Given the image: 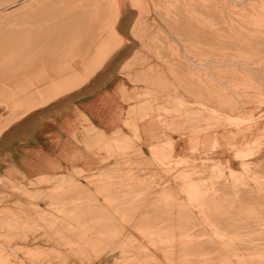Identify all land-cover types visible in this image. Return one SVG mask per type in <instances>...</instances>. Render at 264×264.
<instances>
[{"label":"rangeland","instance_id":"obj_1","mask_svg":"<svg viewBox=\"0 0 264 264\" xmlns=\"http://www.w3.org/2000/svg\"><path fill=\"white\" fill-rule=\"evenodd\" d=\"M7 1L8 0H5V1L0 0V5H2V4L4 5V4L8 3ZM225 1L227 2V4L222 3L224 1L221 0V6H222L221 11H223L225 8V10L222 12V14L224 13L223 16H225V18H224L225 21H226V18L228 16L227 19H229V20H227L226 22H229L232 20H234V22H235V21H237V18H239V16L241 17L238 19L240 21L244 22L245 17H247L246 19L250 18V20L253 22V20L257 17V16L252 17L254 15H250L251 13L249 14V12L252 11L253 7L251 8V6H249V7L243 6L242 8H236V10L238 9V11L236 12V10L232 9V6H229L230 4H228V1L227 0H225ZM33 3H34V1H33ZM30 4H32V3H30ZM227 8H229V9H227ZM244 8L246 11L244 10ZM229 10L234 11V12H231V11L229 12ZM18 11H20V10H18ZM18 11L14 15H12L13 17L12 16L11 17L12 18L18 17L19 14L21 16H23V13L26 10L23 9L20 12H18ZM238 14H239V16H238ZM241 14H244V15L246 14L247 16H244ZM242 16L244 17V19L242 18ZM4 21L6 22V20H4ZM4 21L0 20V22H4ZM245 25L246 24H244V26ZM139 26L137 27V29L139 30V31L137 30L138 34L135 33L136 34L135 37L137 38V36H138L139 37L138 40H142L141 42L144 44H142V45L138 44L139 45L138 47H136V46L134 47V48H136L135 50H134V48H132L131 50H133V51L130 50L131 52L129 53V55L127 56L126 59H125V57L123 59H120L119 66L114 69V73H112L110 70L104 71V73H106L105 74V80H106L107 84L110 83L111 81L113 82L114 79H115V82H113V83H116V81H120L122 79L121 80L122 83H124L129 88L128 91L131 90L130 92H126V91H122V93L119 92L118 94H116L118 99H117V97L113 98L114 105L118 101H120L121 104L123 105V108H124L123 109L124 110L123 111V113H124L123 114V120L125 119L124 121L126 123L123 122V120H122L121 125L124 126V128H127V129H124L123 132L126 133L128 138L126 137V135H124V133L122 131H119V133L118 132L115 133L117 138L115 136L111 135V133H109V132L106 134L102 133V132L100 133L101 129H99L98 127L93 125L92 122L87 118V116L82 114L80 116L78 124L76 125V127L74 126L73 131L76 130V134L80 135L83 139L80 143L73 142V143H71V145H73L77 148L82 147V146H83V148H87V151H89L91 153V155L95 158L94 163H91V162L87 163V164H85V167L83 165H82L83 167H73L75 169L73 170V168H72L71 171L70 170L65 171L66 169H63L60 172L61 174H59V175L57 174V175H53V176H51V175L48 176L46 173H42V174L39 173V174H36L35 176L29 177L28 175H26L25 173L20 172V171H14L13 176L9 175V174H6V175L0 174V208L1 209H2V207H23V208L25 207L24 209H25V211H27L30 208V206L31 207H38V206L39 207H47L48 206L47 207L48 210H46V211L49 212L48 215L50 218H52V219L58 218V220H59V218L62 220L65 218L64 219L65 222L69 221L67 223H72V222L75 223L76 219L71 218V217L74 218V216L76 218L75 207H80V206L83 207L84 206V207L88 208V207L92 206L91 208H93V209L90 208V210L93 211L94 209L96 210V208H99V205H100V210L99 211L94 210V212L97 213L98 215H100V213L101 214L105 213L104 214L105 218L107 215H111L110 212H112V214L115 213L116 214L115 216L117 218V219H115V224L119 225V222L121 221L120 223H122L123 228L125 227L124 230H126V231L123 232V228L121 225L122 229L121 228L118 229L120 232H118V230H117L115 238H114V236H111V234L106 233L105 234L106 236H103L104 235L103 234L102 235L103 236V238H102L103 242L98 243L97 246L98 245L99 246L98 247L96 246V249L93 252H89V253H85V254H81V253H77L74 255L71 254L73 256H70L69 253H62L64 255L63 256L61 253H55V252H48L47 253L45 251V248L46 249L49 248V249H47L49 251H52L51 249H55L56 247L58 249L67 248V245L70 244L67 242L68 241L70 242L71 239H69V240H68V238L65 239V237H63V235L61 237V234H57L56 229L51 227V224H50L51 222L50 223L48 222V221H50V218L47 221H45L44 223L41 222V224L39 226H37L38 221L36 219H33L34 218L33 216H31L30 218H32V217L33 218L30 219L29 216L26 215V216H24L25 220H24V217H22V219H21V217L16 218V219L19 220V223H21V224H28V225L30 224V228H29V226L26 228L21 227V228L14 230V231L8 232L7 235L12 238V241L17 242V241L21 240V237H24L25 234H26V236L32 237L34 235H37V236H39V235L41 236L43 234L46 235V233H47V235L43 237L44 239L42 238V236L39 239L40 242H42L41 243L42 247H39L41 251L40 252L32 251L29 254H26L25 252L23 253V251L22 252H20V251L14 252L13 251L12 253H10V256L0 254V257H3V258H5V257L7 258V256H8V260L7 259H6L7 261L4 260L3 264H26V263L27 264H63V263L64 264H111V263L115 264L117 262L121 263V261H120L121 260L120 258L122 257L121 255H125L126 253L130 254L131 251L134 254L131 253L130 254L131 256L129 255V257H133V256L137 255L138 253L135 252V250L139 252V254L137 255L138 257H140V255H141V257L144 256L142 254H144L143 252H145L146 250L152 254V255H150L152 258H153V254H156V257H154V259L156 258L155 260L163 262L162 264H178L179 262H177V261H180L181 262L180 264H185L188 259L189 260L187 261V263L196 264L197 259H199L196 256L200 257L197 264H199V263L202 264L204 260H205L204 261L205 264H207V263L208 264H225V262H226V264H239V263L240 264H251V263L252 264H264L263 263L264 262V242H263L264 241V32H260L261 29L259 30V28H261L260 26H262V22H260V25H259V22L257 21V24L250 26L253 29H255V30H252L253 34L255 33V35H256V36L253 35L254 39L256 40V42L260 41V42L256 43L258 45L256 49L252 48V47H248L245 44H239L238 46H237V44H234V43H231V45L226 44V43H224V41L221 40V42H223L222 43V46H223L222 50L224 49L223 50L224 53L221 52V50H219V49L218 50L221 52L220 53V59H221L222 66H224L226 64V67H221V68H223L222 70H224V68H225V70L228 72L226 74L225 70H224V72L220 71V74H218V75L220 76L223 74L220 77L218 75H213L214 79H212L213 78V76H212L211 77L212 80H216L218 77L217 81H214L215 83L210 82L208 79L205 80V78L203 77L204 83L201 85L202 87L206 86V89H209V90H207L209 93L213 92L211 97L215 96L217 93L215 98H213V102L206 100L205 98L203 99V97L197 98V96L194 97L193 95L191 97V94H189L190 96H188V95L186 96L183 83L178 85V82H176L175 84L173 82H170L173 84L172 85L170 84L171 86L169 85L166 88V86H162L163 85L162 82L164 80L161 82L162 85L161 86L159 85V87H158V85L152 84V82H150V81L147 82V80H146V82H145V80L142 79V77L144 78V76L139 75L140 77L138 76L139 78L136 79V75L140 74V73L136 74V70L137 71L139 70V72L141 70L145 71L143 69L144 68L146 69L147 65L155 63V62H153V60L155 61L158 58L156 55H154V54H156L155 53L156 47H155V43L153 44L152 39H150V37H149L150 36L149 29L146 27V25H142L141 29H139L140 28ZM257 31H258V33H257ZM260 34L262 37H260ZM252 40H253V38H252ZM255 40H254V42H255ZM231 46H233V47H231ZM243 46H246V48L248 47L247 48L248 50L247 49L245 50V47H243ZM163 48H164V46H163ZM161 49H162V47L160 48L159 51L157 50V52H159L160 55L165 53L164 49H166V47L162 50L163 53H160ZM143 51H145V52H143ZM30 53L33 54V52H30ZM221 54H224L222 56H225V57H221ZM233 54H235V56ZM242 54H244V55H242ZM248 54L252 55V57L250 55L252 62L248 61V59H250L248 57L249 56ZM242 56L245 58L243 59ZM222 58H224L223 59L224 61L222 60ZM225 58H227L226 61L231 60L230 61L231 64H230V62H226ZM234 58H236V59H234ZM244 60L247 61V65H245ZM236 62H238V63H236ZM239 63L243 64L242 67L240 66ZM126 64H128V65H126ZM229 64H230V66H229ZM232 64H233V66H232ZM79 65L80 64L78 61H74V65H72V67L71 66L70 67L72 68V72H73L72 75L73 76H77V77L82 78L83 77V75H82L83 69H82V67H79ZM74 66H76V68ZM249 67H250V69H249ZM233 69H235V70H233ZM244 69H246L247 72L245 74V77H242L243 74L245 73V72L242 73V71H246ZM231 70H233V72ZM102 71L103 70H101V72ZM133 71H134V73H133ZM229 71H231L230 74H229ZM224 73H225V75H224ZM239 74H241L242 76ZM226 76H228V77H226ZM233 77L236 78L237 80L234 79ZM43 81H45V80H43ZM56 81L52 80V79H50V81H48V79L45 81L46 83H48L47 85L50 87L49 90H52V92L58 93V95L59 94L62 95L66 92H69V90H65L68 85H61L60 86V84L58 83L59 81H57V82ZM166 82L167 81H165L164 83H166ZM56 83H57V86H55ZM168 84H169V82H168ZM51 87H52V89H51ZM154 87H156V88H154ZM57 88H59V89H57ZM216 88H217V91H220V90L221 91L215 92ZM103 89H99V90H103ZM221 92H222V94H221ZM142 93H144V94H142ZM10 95H13V94H11L9 92V94L6 95L7 98L5 97L6 99L5 98L2 99L0 97V115H1L0 121H3L1 123L0 129H4V127H6V125L9 123V121L20 119L25 114L26 115H27V113L29 114V111H27L25 109H27V107L29 106V109L33 110L32 107L34 105L37 106V102L41 101L37 97H35V98L33 97V99L27 97L25 99H22L19 102H16L14 100L13 96H11V98H10ZM217 96H219V97L217 98ZM83 98H85V97H78V98L74 99L72 101V103H70L66 106L60 107V108L55 109L53 111H50L48 113L44 112L43 116H45V114L48 115L49 117H51L53 115V118H54L60 112L67 109L74 102H81V100ZM189 99H191V102L188 101ZM161 101L162 102L164 101V102L162 103ZM194 101H196V103ZM197 101L200 103H198ZM168 102H169V104H168ZM80 105L84 110L87 109L86 105H84L83 103H80ZM114 105L112 106L113 117L115 116V114H117L116 109L118 108V107L114 108ZM190 107H192V108L190 109ZM195 107L197 110L195 109ZM193 108H194V110H193ZM46 109L47 108H44L43 111H45ZM177 109H178V111H177ZM182 110H184V111H182ZM188 110H190V111L192 110L193 112L192 111L190 112ZM238 110H240V111H238ZM106 111H109L111 114V111L109 110L108 107L106 108ZM185 111H186V113H185ZM9 115L11 118L9 117ZM206 117H207V119H206ZM209 117H211V119H209ZM148 121H152V122L150 123ZM213 121H214V123H212ZM125 124H127V127ZM90 127L92 130L89 129ZM94 128H97L96 129L98 131L97 133H95L96 130ZM85 130H86V132H85ZM117 134H119L120 136H118ZM118 137L123 139V140H121L122 143ZM124 143L126 146L124 145ZM132 143H134V144H132ZM128 145H129V147H128ZM121 148H123V149H121ZM129 153H131V154H129ZM122 167L124 170L120 169ZM105 168H107V169H105ZM9 171H11V170H9ZM118 171H120V172H118ZM108 172H110V173H108ZM66 177L70 180L66 179ZM60 178H61V180H60ZM73 179H75V180L73 181ZM61 181H63L64 183ZM110 181H112V182H110ZM76 185H79V186H76ZM74 186H76V187H74ZM118 187H120L119 193H118ZM75 188L76 189L79 188V189H81V191H83V192L85 191V193H83L79 190L83 194L78 195V193H79L78 192L76 195L77 191L76 192H75V190L73 191V189H75ZM223 188L225 190V191L223 190V192H226V194L221 193ZM113 189H114V191H113ZM235 190H237V192L239 191V194L240 193H242V194L239 195ZM71 191H72V193H71ZM60 192H63V193L65 192V193H67L68 196L65 198L60 197V194H63ZM115 192H116V194H115ZM159 192H161V193H159ZM73 193H75V194H73ZM112 193L114 194L115 197L113 196ZM211 193H212V195H211ZM227 193H229V194H227ZM57 194H59V195H57ZM87 194H89V195H87ZM106 194H108V195H106ZM36 195H37V197H36ZM242 195H244L245 198L242 197ZM211 197H213V198H211ZM247 197L249 200L247 199ZM241 198H242V200H241ZM118 199L122 200V202L119 201ZM129 199L131 201L134 199V201L131 202ZM155 199L158 201H160V199L161 200H167V201L165 203H164V201L163 202L162 201L156 202ZM138 200H140V202ZM153 200L155 202L152 203ZM241 201H243V202L241 203ZM244 201L245 202L251 201V202H250V204H248L249 202L245 203ZM252 201H254V202H252ZM174 203H176V204H174ZM70 204H72V205H70ZM244 204H245V206H244ZM66 206L69 209H67ZM241 206H243L244 208H246V206H247V208L245 209V210H247V212L246 211H239V209H240L239 207H241ZM132 207H135V208L140 207V208H139V210L137 208V210H138L137 211L136 209H134ZM142 207H144L146 212L148 211L147 207H150V209H152L151 207H153V208L157 207V209L163 208V207L164 208L170 207L171 210H173V209L176 210L174 207H183L184 209L186 207H188L185 209L186 213L184 212V210L182 211L183 213H185V215L182 213L181 214H182V216L183 215L186 216V214H188L187 213V209H188V212L190 211L189 212L190 214H188L187 216H190V219L187 216L186 217L183 216L181 219L184 218L183 219V221L185 220L184 222L181 219L177 220L178 222L175 220H173V222H172V219H171L173 216L172 214L175 215L176 213L173 210L172 211L173 213L171 212L172 214H169L170 212H168V211H171V210H170V208H168V209L166 208V210L163 213L166 214L168 212L167 213L168 216L169 215H171V216L168 217V220L166 218H163V219L164 220L166 219L167 222L169 221V218L171 219L170 224L168 222V226H170V228H169L168 226H166L167 222L164 221L162 218L156 219L158 216L163 215V213H161V215H158L157 211L159 214H160V211L155 210L156 209L155 208V209H153L155 211V214H154V211L149 209L147 216H150V217L151 216H157V217H154L155 219H152L153 223H155V225H156L155 221L158 220V222L162 221V223L161 222H159V223L165 224V228L168 227L167 229H165V230L169 229V231H166V238H165V235L160 234V233H155L156 230H158V229L156 228V226L154 224L150 223L151 221H149V224H148L150 226H146L145 228H144V226H141L140 222H138L139 216H141L142 213H145L144 209L142 210L143 212L141 211ZM215 207H217V208H215ZM232 207H233V209H232ZM212 208L213 209L215 208V210H217L219 208L221 213L223 212V211H221V208H224L222 210H225L224 212L225 213L228 212V213L224 214V212H223L222 214H220V212H218L219 215H217V211H215L216 215H217L216 216L213 213L214 211L212 210ZM254 208H256V209H254ZM54 209H55V211H54ZM130 209H131V211H130ZM208 209H210V213H209ZM219 209H218V211H219ZM236 209H237L238 214L236 212ZM121 210H123V211H121ZM133 210H134V215L132 214ZM248 210H250V212ZM150 211H152L153 215H152V213H150ZM206 211H208V212H206ZM94 212L92 214L94 216H96L97 214H94ZM127 214H129V215H127ZM10 215L11 214L9 212V215L7 213V216L6 215L0 216V224L4 223V221H6V222L12 221L13 219ZM71 215H73V216H71ZM132 215L134 217H132ZM143 215H146V213ZM214 215H215V217H214ZM221 215H224V217ZM234 215H236V216H234ZM194 217H196V218H194ZM241 217H244V218L241 219ZM108 218H109V216L106 218L107 222L109 221ZM118 218H119V222H118ZM239 219H241V220H239ZM21 220H22V222H21ZM28 220H30L31 223ZM32 220H33V222H32ZM91 220H93V223L95 222L94 219H91ZM91 220H89V221H91ZM95 220L97 222L99 219L98 220L95 219ZM186 220H187V223H186ZM188 220H190V221H188ZM35 221H37V223ZM87 221L88 220H86L85 222L86 223H92V221L91 222H87ZM180 221L182 222L181 225H183L181 228L179 226L180 224H177ZM191 221H192V223H191L192 226H190V227H194L196 225L195 229L197 228L194 231H193L194 228L192 229L189 227ZM99 222L102 223L103 221L99 220ZM174 222H176L175 224L177 226L173 224ZM188 222H189V224H188ZM194 222H196V224ZM133 223H135V225ZM238 223H239V225H238ZM43 224H45V225L47 224V225L45 226ZM137 224L139 227L137 226ZM172 224L174 225L175 228L172 226ZM184 224L185 225L188 224L187 227L186 226L184 227ZM151 225L154 226L153 228L156 229L155 231L153 228H151ZM235 225H237V226H235ZM198 226H200V227H198ZM33 227H35V228H33ZM50 227H51V229L52 228L55 229V231L54 232L51 231ZM142 227L144 230L142 229ZM171 228H173L174 230H176V228H177L176 231H184L185 230L184 232H186L187 228L189 230L192 229V230H190V232L193 231L192 232L193 238L196 239V241L201 240L202 242H200V243H203V245H204L203 247L206 248L208 253L206 250H204L205 252L202 251L201 252L202 254H200V252L198 253L197 251H195V253H194V251H191V253H189L190 252L189 251V252H187V254L182 253V254H185V255H183L185 257H186V255H188L186 257V259H185V257L183 258L181 256V253H180L181 251L179 250V247L174 246V249H172L173 246L170 244L171 242L172 243L177 242V241H180L181 239L178 238L180 240L175 239L177 241L174 240V241H171L169 243L167 242V241H170V238H171V237L167 236V233H170L171 230H173ZM152 229H153V231H152ZM182 229H184V230H182ZM1 230H4V229H1ZM73 230H75V228H73ZM23 231H24V233H23ZM127 231L130 232V235L127 234V233H129ZM202 231H204V232H202ZM207 231L209 233H207ZM184 232L179 233V234H183ZM187 232H189V231H187ZM153 233H154V235H153ZM196 233H198V234H196ZM88 234H91V233H89V231H88L87 235ZM123 234L125 236L127 235V237H126L127 241H126V238ZM185 234H183V235H185ZM215 235H216V237H214ZM121 236H123L122 237L123 240H122ZM131 236H133V237H131ZM221 236L223 238H221ZM87 237H89V236H87ZM69 238L73 239L72 236H70ZM190 238L193 239L192 237H190ZM62 239H63V241H66V240L67 241L64 243L62 241ZM110 239H114V240L110 241ZM131 239L136 241V242L130 241ZM166 239H169V240H166ZM209 239H211V240L209 241ZM226 239L227 240L229 239V240L226 241ZM56 240H57V242H56ZM104 240H106V242ZM137 240H138V244H137ZM223 240L226 242H224ZM115 241H117V243ZM119 242H121L122 246H124L125 250H127L126 253L123 251L125 254L123 253L120 255V252H119L120 249L121 248L124 249V248L120 245ZM123 242H127L126 243L127 246H126V244L124 245ZM132 242H133V244L131 245ZM206 242L208 244L207 245L208 247L206 246ZM236 243H237V245H236ZM19 244H21V243H19ZM26 244H29V242ZM65 244H67V245H65ZM135 244H137L138 246H136ZM113 245H115V246H113ZM118 245H120L121 248L120 247L118 248ZM145 245H146V247L144 249L143 247ZM22 246L24 247L25 245L23 244ZM112 246L114 248L116 247L115 250H114V248H112ZM160 246H162V247H160ZM213 246H214V248H213ZM34 247H36V246H30L29 248L32 249ZM110 247L113 250H111ZM127 247H129V248H127ZM134 247H135V250L133 249ZM136 247H137V249H136ZM99 248H100V250H98ZM169 248H171V249H169ZM175 248H177V249H175ZM209 249H210V252H212L211 249H214V251H213L214 254L210 253ZM257 249H259V250H257ZM24 250H26V249H24ZM32 250H34V249H32ZM43 250H44V252H43ZM128 250H130V252ZM140 250H142V251H140ZM219 250H220V252H219ZM243 251H245V252H243ZM215 252L217 254L219 253L220 255L219 254L217 255ZM221 252H223V253H221ZM256 252H257V254H256ZM104 253H105L106 257L108 258L107 262L104 259L103 260L98 259L101 256H103ZM114 255L116 256V258H114ZM247 255H249L250 257ZM77 256L78 257L80 256L81 258H78ZM125 256H128V254H126ZM252 256L254 258H252ZM30 257H34V258L36 257V258L34 259V258H30ZM91 257H93V259ZM168 257H170V258H168ZM192 258H194V259H192ZM203 258H204V260H203ZM29 259H31V261H29ZM115 259L116 260L120 259V260L115 261ZM184 260H186L185 263H182V261L184 262ZM46 261H48V262H46ZM200 261H202V262H200Z\"/></svg>","mask_w":264,"mask_h":264},{"label":"bare ground","instance_id":"obj_2","mask_svg":"<svg viewBox=\"0 0 264 264\" xmlns=\"http://www.w3.org/2000/svg\"><path fill=\"white\" fill-rule=\"evenodd\" d=\"M9 1L10 0H8L7 1L8 3H6L4 5L3 4L0 5V20H3V21L6 20V22L5 21L4 22H0V97L2 99H4L6 97V95H8L9 92H10L11 94H13V95H10V98H11V96H13V98H14V100L16 102H19L22 99H25L27 97L28 98H32V99H33V97L34 98L35 97L39 98L41 101H38L37 102V106L34 105L32 107V109H37V108L49 105L50 103H53L56 100L58 102V100L60 98H63V97L68 98V99H74V98L79 97L80 95L86 96V95L91 94L92 91H94V90L95 91H100L99 89H103V88H108L109 90H111L112 98L117 97L116 94H118L119 92H121V93H122V91L130 92L131 90L128 91L129 88L124 83H122V81H121L122 79L120 81H116V83H113V82H115V79H114L113 82L111 81L110 83L107 84V82L105 80V74L106 73H104V71L110 70L112 73H114V69L119 66L120 59H123L124 57L126 59L127 56L129 55V53L131 51H133V50H131L132 48H134L135 46L138 47L139 46L138 44H141V45L144 44V43L141 42L142 40H138L139 39L138 36H137V38L135 37V35L138 34L137 33V30H138L137 27L139 25H140L139 29H141L142 25H146V27L149 29V31H150L149 32V34H150L149 37H150V39H152L153 44L155 43V47H156L155 48L156 49V52H155L156 54H154V55H156L158 58L157 59L155 58L156 59L155 61L153 60V62H155V63L147 65L146 69L145 68L143 69L145 71L141 70L142 72L141 71L139 72V70L138 71L136 70V74L140 73V74L136 75V79H138L140 76H144V78L142 77V79L145 80V82H146V80H147V82L150 81V82H152V84L158 85V87H159V85L161 86L163 84L162 86H166V88L170 84L172 85L173 83L175 84L176 82H178V85L183 83L184 84V91H185L186 96L187 95L190 96L189 94H191V97H192V95L194 97L197 96V98H199V97L202 98L203 97V99L205 98L206 100H209V101L213 102V98H215L217 93H216L215 96L211 97L213 92L209 93L207 91L209 89H206V86L203 85L204 87H202L201 85L204 83L203 77L205 78V80L208 79L210 82L215 83L214 81H217L218 77L216 76L217 79L216 80H212V79H214L213 75H218V74H220V71L224 72V70H225V68H224V70H222L223 68H221V67H226V64L224 66H222L221 59H220V53L223 52V50H224V49L222 50V47H223L222 43L223 42H221V40L224 41V43H226V44H230L231 45V43H234V44H237V46L239 44H245L248 47H252V48L256 49L257 46H258L256 43H258L260 41L256 42V40L254 39V36H253V35H255V33L253 34V31H252V30H255V29H253L250 26L251 25L253 26V25L257 24V21L259 22V25H260V22H262V26H260L261 28H259V30L261 29L260 32H264V0H227L228 4H230L229 6H232L233 10H236V8H242L243 6H246V7L247 6L248 7L251 6V8L253 7L251 12L248 11L249 14L251 13L250 15H254L252 17H256L257 16L256 17L257 19L255 18L253 20V22L250 20V18L246 19L247 17H245V19H244L243 16H242V18L244 19V22L238 20L239 18H241L239 16V14H238L239 18H237V21L234 22V20H232L233 22L232 21L226 22L229 19H227L228 16L226 18V21L224 19L225 16H223L224 13L222 14V12L225 10V8L223 7L224 10L221 11V9H222L221 0H11L10 2ZM33 1H34V3H33ZM223 1L224 2H222V3H224V4L226 3L227 4V2L225 0H223ZM30 3H32V4H30ZM229 8H227V9H229ZM245 8H244V10H245ZM23 9L26 10L23 13V16H21L19 14L18 17L12 18L13 17L12 15H14L18 10L21 11ZM20 11H18V12H20ZM230 11L231 10H229V12ZM237 11H238V9L236 10V12ZM231 12H234V11H231ZM241 15H244V14H241ZM244 16H247V15L245 14ZM244 24H246V25L244 26ZM258 31H257V33H258ZM260 37H262L261 34H260ZM252 38H253V40H252ZM254 40H255V42H254ZM163 46H164V48L166 47V49H164ZM246 46H243V47H245V50L248 48V47L246 48ZM161 47H162L161 51L164 49V52H165V53H163V51L162 52L160 51V53H163L162 55H160L159 52H157V50L159 51ZM231 47H233V46H231ZM135 49L136 48H134V50ZM218 49L221 50V52ZM30 52H33V54L30 53ZM143 52H145V51H143ZM222 55H224V54H221V57H225V56H222ZM233 55L235 56V54H233ZM242 55H244V54H242ZM250 55L248 56L250 59H248L246 57L248 59V61L252 60L251 59L252 55H251V57H250ZM227 58H225V61H226ZM244 58L245 57H243V59ZM223 59L224 58H222V60ZM234 59H236V58H234ZM74 61H78L79 64H80L79 67H82V69H83V71H82L83 77L82 78L72 75L73 72H72V68L71 67H72V65H74ZM230 61L231 60H228L226 62H230ZM236 63H238V62H236ZM244 63H245V65H247V61H245ZM230 64H231V62H230ZM230 64H229V66H230ZM126 65H128V64H126ZM242 65L243 64H240L241 67H242ZM232 66H233V64H232ZM74 67L76 68V66H74ZM249 69H250V67H249ZM101 70H103V71L101 72ZM233 70H235V69H233ZM233 70H231V71L233 72ZM244 70H246V69H244ZM231 71H229V74H230ZM227 72L228 71H226V74H227ZM246 72H247V70L246 71H242V73H244L243 76L241 74H239V75H241L242 77H245ZM133 73H134V71H133ZM222 75H220V76H222ZM224 75H225V73H224ZM212 76H213V78L211 79ZM226 77H228V76H226ZM47 79H48V81H50V79L55 80V81L56 80L59 81L58 83L60 84V86L61 85H68L65 90H69V92H66V93H64L62 95H60V94L58 95V93L52 92V90H49L50 87L47 85L48 83L45 82ZM234 79H236V78H234ZM43 80H45V81H43ZM165 81H167V82L164 83ZM161 82H162V84H161ZM168 82H169V84H168ZM170 82H173V83H170ZM55 86H57V83H56ZM59 88H57V89H59ZM154 88H156V87H154ZM51 89H52V87H51ZM220 91H217V88H216L215 92H220ZM142 94H144V93H142ZM221 94H222V92H221ZM218 97L219 96H217V98ZM117 99H118V97H117ZM191 99H189L188 101L191 102ZM194 102L196 103V101H194ZM60 103L62 104L61 101H60ZM198 103H200V102H198ZM168 104H169V102H168ZM116 107H118L116 109L117 110L116 111L117 114H115V116L111 118L110 122H111L113 128H112L111 132H109V133H111V135H113L115 137H116V134H115L116 132H118V133H119V131L123 132L124 129H127V128H124V126L121 125L122 120H123V114H124L123 113V111H124L123 109L124 108H123V105L121 104L120 101H118L114 105V108H116ZM196 107H195V109H196ZM191 108L192 107H190V109ZM25 110H27L29 112L32 111L31 109H29V106ZM193 110H194V108H193ZM177 111H178V109H177ZM182 111H184V110H182ZM188 111H190V110H188ZM238 111H240V110H238ZM185 113H186V111H185ZM9 117H10V115H9ZM206 119H207V117H206ZM209 119H211V117H209ZM124 120H123V122H125ZM9 122H11V121H9ZM148 122L151 123L152 121H148ZM212 123H214V121ZM125 125L127 127V124H125ZM0 126H1V124H0ZM89 129H91V127ZM94 129L96 130L97 128H94ZM1 131H2V129H0V132ZM85 132H86V130H85ZM97 132L98 131L96 130L95 133H97ZM101 132L102 131L100 130V133ZM102 133H105V132L103 131ZM117 135L120 136L119 134H117ZM124 135H126V133H124ZM126 137H127V135H126ZM119 139H120V141L123 140L121 138H119ZM121 143H122V141H121ZM132 144H134V143H132ZM124 145H125V143H124ZM128 147H129V145H128ZM121 149H123V148H121ZM129 154H131V153H129ZM72 168L73 167L67 168L65 171H67V170L71 171ZM74 169L75 168H73V170ZM105 169H107V168H105ZM120 169H123V167L120 168ZM118 172H120V171H118ZM108 173H110V172H108ZM57 174L59 175L61 173H49L47 175L48 176L49 175L53 176V175H57ZM66 179H68V178L66 177ZM60 180H61V178H60ZM68 180H70V179H68ZM74 180L75 179H73V181ZM61 182H63V181H61ZM110 182H112V181H110ZM76 186H79V185H76ZM76 186H74V187H76ZM119 188L120 187H118V193H119V190H120ZM224 188L222 189V192H221L222 194L223 193L226 194V192H223ZM74 190H75V192L77 191L76 195H77L78 192H79L78 195L85 193V191L83 192L79 188L78 189L75 188V189H73V191ZM79 190L81 192H83V193H81ZM113 191H114V189H113ZM235 191L237 192V190H235ZM60 193H63V192H60ZM71 193H72V191H71ZM159 193H161V192H159ZM237 193L239 194V191ZM73 194H75V193H73ZM115 194H116V192H115ZM227 194H229V193H227ZM240 194H242V193H240ZM57 195H59V194H57ZM87 195H89V194H87ZM106 195H108V194H106ZM211 195H212V193H211ZM67 196L68 195L65 192L63 194H60V197H64L65 198ZM113 196H114V194H113ZM36 197H37V195H36ZM242 197H244V195H242ZM248 197H247V199H248ZM211 198H213V197H211ZM134 199L132 201L130 199L129 200L131 202H133ZM118 200L122 202V200H120V199H118ZM241 200H242V198H241ZM138 201L140 202V200H138ZM155 201L156 202H161V201L163 202L164 201V203H165L167 200H161L160 199V201H158V200L155 199ZM155 201L153 200L152 203L155 202ZM242 202L243 201H241V203ZM246 202L247 203L249 202L248 204H250L251 201H246ZM252 202H254V201H252ZM174 204H176V203H174ZM70 205H72V204H70ZM244 206H245V204H244ZM247 206H246V208H247ZM47 207H39V206L38 207H31L30 206V208L28 207L29 209L27 211H25V209H24L25 207L24 208L23 207H2V209L0 208V216H5V215L7 216V213L9 215V212H10V214H11L10 216L13 219L10 222L4 221V223L0 224V254H4V255H9L10 256V253H12L13 251L14 252H16V251L22 252L23 251V253L25 252L26 254H29L32 251L40 252L41 250H40L39 247H42V245H41L42 242H40L39 239L41 238V236H42V238L44 236H46L47 233H46V235L45 234H43L41 236L40 235L39 236L34 235L32 237L26 236V234H25V236L21 237V240H19L17 242L12 241V238L9 237L7 235V233L10 232V231H14V230H16L18 228H21V227H25L26 228V227L29 226V228H30V224L29 225L28 224H21V223H19V220L16 219V218H20V217L22 219V217H24L26 215H28L29 218L31 216H33L34 218L33 217L32 218L36 219L38 221L37 226H39L41 224V222L44 223L45 221H47L50 218L49 215H48L49 212L46 211V210H48ZM91 207H88V208L84 207V206L83 207H81V206L80 207H75V209H76L75 210L76 218H75V216H74V218L71 217L72 219H76L75 220L76 222L74 221L75 223H73V222L72 223H67L69 221L65 222L64 221L65 218L63 220L60 219V218H59V220H58V218L57 219L50 218V221H48V222L49 223L51 222L50 223L51 227L56 229V231H57L56 233L57 234H61V237L63 235V237H65V239L68 238V240L69 239H71V240H70V242L69 241L67 242V243H70V244H68V245L65 244V245H67V248H64V249L60 248L61 250L58 249L57 247L55 249H51L50 248L52 251L47 250L49 248H47V249L45 248V251L47 253L48 252H55V253H61V254L62 253H69L70 256H73L74 254H77V253L85 254V253L93 252L96 249L97 244L100 243V242H103L102 238H103V236H106L105 235L106 233L111 234V236H114V238H115L117 230L120 229L121 225H122V223H120L121 221L119 222V218H118L119 225L115 224V219H117L116 216H115L116 214L115 213L112 214V212H110L111 215H107L106 216V218L109 216V218H108L109 221L107 222V220H106V218L104 216L105 213L104 214L100 213V215H98L97 213L94 212L95 209L93 211L90 210ZM241 207H239L240 208L239 211H246L247 212V210H245L246 208H244L243 206H241ZM132 208L137 210L138 207L137 208L132 207ZM139 208H138V210H139ZM147 208H148V211H149L150 207H147ZM151 208L152 209H150V210H153L155 208H156L155 210H159L160 214L158 213V211H157V214L161 215V213H163L166 210V208L168 209L170 207H166V208L163 207V208H158V209H157V207H155V208L151 207ZM174 208L176 209V210L173 209L174 212L176 213L175 215L172 214L173 210H171V208H170L171 211H168V212H170L169 214L173 215L172 218H171L172 222H173V220L177 221V220L181 219L186 213L185 209L188 208V207H186L185 209L183 207H174ZM215 208H217V207H215ZM215 208L214 209L212 208V210L214 211L213 213L216 215L215 211H217V215H219L218 212H220V209L218 208L219 209V211H218V209L215 210ZM55 209H54V211H55ZM67 209H69V208L67 207ZM91 209H93V208H91ZM143 209H144V207L141 208V211ZM210 209H208L209 213H210ZM222 209H224V208H221V211L224 212L225 210H222ZM232 209H233V207H232ZM254 209H256V208H254ZM99 210H100V205H99V208H96L95 211H99ZM183 210H184L185 213L182 212ZM121 211H123V210H121ZM130 211H131V209H130ZM144 211H145V209H144ZM148 211L147 212L145 211L146 215H143L145 213H142V215L139 216V218H138V220H139L138 222H140L141 226H144V228L146 226H150V225H148L149 221H151L150 222L151 224L155 225V223H153L152 219H155L154 217H157V216H151V217L147 216ZM208 211H206V212H208ZM248 211L250 212V210H248ZM93 212H94V214H97V215L94 216L92 214ZM189 212H188V209H187V213L188 214H190ZM236 212H237V209H236ZM150 213H152V211H150ZM167 213L166 214L163 213V215L158 216L156 219L166 218L168 220V217L171 216V215L168 216ZM181 213L184 214V215L182 216ZM222 213L220 212V214H222ZM226 213H228V212H226ZM226 213L224 212V214H226ZM132 214L134 215V210H133ZM154 214H155V211H154ZM188 214H186V216ZM237 214H238V212H237ZM73 215H71V216H73ZM127 215H129V214H127ZM133 215H132V217H134ZM152 215H153V213H152ZM215 215H214V217H215ZM236 215H234V216H236ZM186 216H184V217H186ZM221 216L224 217V215H221ZM187 217H189V219H190V216H187ZM32 218H30V219H32ZM194 218H196V217H194ZM243 218L244 217H241V219H243ZM91 219H94L95 222L93 223V220H91ZM95 219H97V220L99 219L100 221L102 220L103 222L101 223V222H99V220L96 222ZM166 219L165 220L163 219V220L166 221ZM171 219L169 218V221H168L169 224L171 222ZM183 219H181V220L183 221ZM241 219H239V220H241ZM24 220H25V217H24ZM86 220H88L87 222H91L92 221V223H86L85 222ZM89 220H91V221H89ZM28 221H30V220H28ZM37 221H35V222L37 223ZM188 221H190V220H188ZM21 222H22V220H21ZM32 222H33V220H32ZM155 222H156L155 226H156V228L158 230L154 229L153 225H151V228H153L154 231L156 230L155 233L163 234V235H165V238H166V231H169V229L168 230H165V229H167L168 227L170 228V226H168V222L166 221L167 222L166 226H168L166 228H165V224H161L162 221H159L161 223H159L158 220L155 221ZM30 223H31V221H30ZM135 223H133V224L135 225ZM175 223L176 222H174L173 224L176 225ZM181 223H182L181 221L179 223H177V224H180L179 225L180 228L183 226V225H181ZM186 223H187V220H186ZM191 223H192V221L190 222L189 227L192 226ZM194 223L196 224V222H194ZM173 224H172V226L174 227ZM188 224H189V222H188ZM43 225H45V224H43ZM187 225L184 224V227L185 226L187 227ZM238 225H239V223H238ZM137 226H138V224H137ZM235 226H237V225H235ZM51 227H50V229H51ZM195 227H196V225L194 227H190V228H192V229L194 228L193 229V231H194V230L197 229V228L195 229ZM198 227H200V226H198ZM33 228H35V227H33ZM53 228L51 229V231L54 232L55 229H53ZM73 228H75V230H73ZM122 228H123V225H122ZM188 228H187L186 232L187 231H189V232H187V233L184 232L185 231L184 229H182L184 231H176L177 228H176V230L171 228L173 230L170 229L171 232L167 233V236L171 237L170 241H167L168 243L171 242V241H174L175 239H177V240L181 239L180 241L175 240L177 242H173V243L171 242L170 244L173 246L172 249H174V246L179 247V250L181 251L180 252L181 256L183 258L185 257L183 255L187 254V252H189V251H190L189 253H191V251H194V253H195V251H197L198 253L200 252V254H202L201 252L206 250V248L203 247L204 246L203 243H200L202 241L201 240L200 241H196V239H194L193 236H192L193 235V233H192L193 231L190 232V230H192V229L189 230ZM1 229H4V230H1ZM124 229H125V227L123 228V232L126 231ZM142 229H143V227H142ZM153 229H152V231H153ZM88 231L91 234L87 235ZM118 232H120V231L118 230ZM127 232H129V231H127ZM182 232H184L183 234H185V233L186 234L185 235L179 234V233H182ZM202 232H204V231H202ZM23 233H24V231H23ZM207 233H209V232L207 231ZM127 234L130 235V232L127 233ZM196 234H198V233H196ZM86 235L89 236V237H87ZM153 235H154V233H153ZM70 236H72L73 239L69 238ZM122 237L123 236H121V238ZM126 237H127V235L125 236V238ZM131 237H133V236H131ZM190 237H192L194 240L191 239ZM214 237H216V235ZM178 238H180V239H178ZM221 238H223V237L221 236ZM132 239L130 241H134ZM211 239H209V241ZM112 240H114V239H110V241H112ZM122 240H123V238H122ZM166 240H169V239H166ZM228 240L226 239V241H228ZM62 241H63V239H62ZM66 241H63V242L65 243ZM104 241L106 242V240H104ZM126 241H127V238H126ZM226 241H224V242H226ZM28 242H29V244H26ZM56 242H57V240H56ZM115 242L117 243V241H115ZM121 242H119V243L122 246ZM134 242H136V241H134ZM19 243H21V244H19ZM123 243L125 245L127 242H123ZM23 244L25 245L24 247L22 246ZM132 244H133V242L131 243V245ZM137 244H138V240H137ZM137 244H135V245L138 246ZM120 245H118V248L120 247ZM207 245L208 244L206 242V246ZM236 245H237V243H236ZM30 246H36V247L32 248V249H34V250H32L31 248H29ZM113 246H115V245H113ZM113 246H112V248H114ZM126 246H127V244H126ZM122 247L124 248V246H122ZM129 247H127V248H129ZM145 247H146V245L143 248L145 249ZM160 247H162V246H160ZM112 248H111V250H113ZM115 248H114V250H115ZM213 248H214V246H213ZM24 249H26V250H24ZM133 249L135 250V247ZM136 249H137V247H136ZM169 249H171V248H169ZM175 249H177V248H175ZM98 250H100V248ZM211 250H212V252H210V249H209V252L214 254V252H213L214 249H211ZM257 250H259V249H257ZM123 251L126 253L127 250H125V248L124 249L121 248L120 251H119L120 255L124 253ZM128 251L130 252V250H128ZM140 251H142V250H140ZM43 252H44V250H43ZM135 252H137L139 254L138 251L135 250ZM145 252H143L144 254H142V255H144V256H142V257H141V255H140V257H138L137 256L138 254L133 256V257H129V255L132 253V251H131L130 254L126 253V254H128V256H125L126 254L124 253L125 255H121L122 256L120 258L121 260L120 259H117V260L115 259V261L120 260L121 263L117 262L115 264H162L163 263V262H160L158 260H155L156 258L154 259V257H156V254H153V258H152L150 256V255H152L151 253H149L148 251L146 253ZM219 252H220V250H219ZM243 252H245V251H243ZM182 253H185V254H182ZM207 253H208V251H207ZM221 253H223V252H221ZM71 254H73V255H71ZM132 254H134V253H132ZM256 254H257V252H256ZM187 256L188 255H186V257ZM247 256H249V255H247ZM186 257H185V259H186ZM196 257H198L200 259L199 256H196ZM30 258H34V257H30ZM78 258H81V257L79 256ZM91 258L93 259V257H91ZM114 258H116L115 255H114ZM168 258H170V257H168ZM204 258H203V260H204ZM252 258H254V257L252 256ZM6 259L8 260V256H7V258L6 257L5 258L0 257V264H3V261L6 260ZM98 259H102V260L104 259L107 262L108 258L106 257V255L104 253V255L101 256ZM192 259H194V258H192ZM199 259H197V262L195 261L196 264L198 263ZM29 261H31V259H29ZM48 261H46V262H48ZM185 261L186 260H184V262L182 261V263H185ZM187 261H186V263H187ZM204 261H203L202 264H205ZM177 262H179L178 264L181 263L180 261H177ZM200 262H202V261H200ZM187 264H189V263H187ZM225 264H226V262H225Z\"/></svg>","mask_w":264,"mask_h":264},{"label":"crops","instance_id":"obj_3","mask_svg":"<svg viewBox=\"0 0 264 264\" xmlns=\"http://www.w3.org/2000/svg\"><path fill=\"white\" fill-rule=\"evenodd\" d=\"M79 97L85 98L81 102H74L54 118L53 115L43 116V113L66 106L76 98H60L59 103L56 100L33 109L18 121L9 122L0 132V174L13 176L14 171H20L31 177L39 173H60L63 168L85 167L87 163H94L95 158L87 148L71 145L83 139L73 128L83 114L105 134L111 132L113 98L108 88ZM80 103L86 105L87 109L84 110ZM107 107L111 114L106 111ZM44 108L47 109L43 111Z\"/></svg>","mask_w":264,"mask_h":264}]
</instances>
